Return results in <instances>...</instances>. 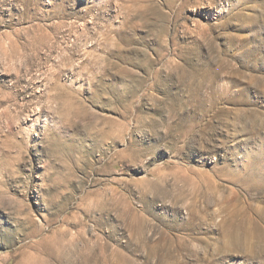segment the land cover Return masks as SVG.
<instances>
[{
  "label": "rangeland",
  "instance_id": "obj_1",
  "mask_svg": "<svg viewBox=\"0 0 264 264\" xmlns=\"http://www.w3.org/2000/svg\"><path fill=\"white\" fill-rule=\"evenodd\" d=\"M0 264H264V0H0Z\"/></svg>",
  "mask_w": 264,
  "mask_h": 264
}]
</instances>
